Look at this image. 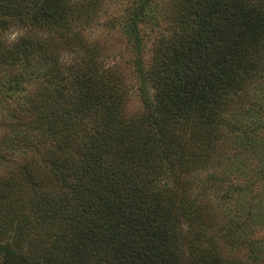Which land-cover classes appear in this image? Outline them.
<instances>
[{
    "label": "trees",
    "instance_id": "obj_1",
    "mask_svg": "<svg viewBox=\"0 0 264 264\" xmlns=\"http://www.w3.org/2000/svg\"><path fill=\"white\" fill-rule=\"evenodd\" d=\"M100 1L0 0V27L17 22L69 33L73 24L92 23ZM155 1L135 0L123 11L122 30L133 33L138 49L140 28L148 21L159 26ZM172 5L173 21L156 47L161 59L151 66L136 59L144 111L133 116L125 115L131 89L118 82L119 65L89 55L80 37L73 53L82 56L67 69L44 53L43 41L14 47L0 41V65L14 68L0 75V108L15 92L37 86L25 107L36 129L15 127L2 144L44 147L47 158V173L27 175L28 191L0 190V207L7 206L0 215V264H227L218 236H241L256 210L252 201L234 217L227 212L229 191L250 192L264 172L252 169L243 186L233 187L230 174L243 172L242 161L227 165L214 161V153L225 128L240 149L264 156L260 123L229 119L242 83L263 77L264 0ZM39 58L45 72L33 66ZM214 163L223 171L207 169ZM206 169L207 181H198ZM51 184L59 189L48 191ZM209 190L216 198L206 196Z\"/></svg>",
    "mask_w": 264,
    "mask_h": 264
},
{
    "label": "rangeland",
    "instance_id": "obj_2",
    "mask_svg": "<svg viewBox=\"0 0 264 264\" xmlns=\"http://www.w3.org/2000/svg\"><path fill=\"white\" fill-rule=\"evenodd\" d=\"M29 1L31 2L32 0H25V2ZM134 1L101 0L97 6L98 9L95 11L92 23L87 27H83L82 24H73L69 29V33L64 32V30L53 31L45 27L24 26L17 24V22L7 23L5 25L7 28H3V25L0 27V41L7 42V45H13V47L20 40L43 41L45 43L44 53L49 52L52 53V56L59 57L61 67L67 69L68 64H74L76 62L74 59L82 56L79 53H73L78 51L75 41L77 36L80 37L81 40L83 39L87 42L89 55L98 56V60L102 58L106 62V66L119 65L118 71H120L121 79L118 82L121 86L131 89V94L128 93L127 95V97L130 95V97L125 109V115L141 114L144 111V105L137 94L136 82H139V77L136 75V59L142 56L145 66L155 64L158 55V58L161 59L162 52L160 51V54L156 52V47L159 43L160 35L163 34V31L167 32V29L165 30L166 26H169L173 21V0L155 1L156 4L154 5L159 15V26H155L148 21L140 28L142 43L140 49L137 48L133 35V39H131L130 34L133 33L130 32L129 28V32L122 30L126 17V15H123V11L128 8L132 9ZM12 32L19 33L15 41L9 38ZM259 60L263 77L256 80V82L242 83L237 95L233 97L234 100L229 103L234 113H230L232 115L229 114V119L230 121H239L238 125L250 127H253L258 121L261 125L259 136L264 139V50L260 53ZM33 66L42 67L40 58L35 60ZM8 67H11V65H0V75L8 70H14L13 67ZM43 72H45V69H43ZM36 89V85H30L26 90L15 92L6 103L8 108H0V190L3 189V192L10 185H15L23 188L24 191H28V174L34 175L38 169L47 173L45 170L47 169V161H43V159H47L44 147L36 151L32 148L23 150L16 144L4 145L1 139L4 134L14 137L16 134L13 132V128L15 127L22 129L25 133L36 129L30 126L29 114L25 109L29 103L27 99L35 97ZM229 126L231 127L232 124H229ZM236 131L239 132V130ZM222 133L215 146L214 161L226 160L227 165L232 162L235 165H240L241 161L243 163L242 173L230 174L229 183L233 187L243 186L245 182L244 174L249 173L252 169H256L254 173L257 172V174L264 172L263 151L253 154L254 152H250L247 148L240 149L235 141L233 130L224 128ZM19 139L23 140V136L19 135ZM24 140L29 139L25 138ZM237 152L243 154L249 152V154L248 156L236 155ZM232 157L233 159L230 160ZM210 168H212L211 172H213L216 170L223 171L224 167L221 164L217 165V163H214V165L207 166V169ZM207 169L202 172L199 171L201 173L196 175L195 178L198 181L206 182L207 173H209ZM45 173L43 175H46ZM197 184L198 182L196 181L194 185L196 186ZM58 189L57 185L51 184V189L48 191H57ZM198 190L199 188H196V191ZM243 194L233 189L229 191L230 202L226 204L227 212L235 217L236 213H238L236 211L237 208L242 212L241 206H248L253 201V204L256 205L255 216H251V223L246 225L241 236L238 237L237 234L232 240V237L228 238V235L218 236L217 244L227 264H264V176H260L254 182L250 192L247 190ZM215 195L216 193L211 192V190L206 194L209 198H216ZM261 197L262 199H259ZM241 198L243 202L240 205ZM218 201L219 199L216 203ZM221 205L224 207L225 203L222 202ZM5 208L7 206L2 208L0 215L5 213Z\"/></svg>",
    "mask_w": 264,
    "mask_h": 264
},
{
    "label": "clouds",
    "instance_id": "obj_3",
    "mask_svg": "<svg viewBox=\"0 0 264 264\" xmlns=\"http://www.w3.org/2000/svg\"><path fill=\"white\" fill-rule=\"evenodd\" d=\"M18 35H19V33L12 32V34H11V36L9 38H10V40L15 41Z\"/></svg>",
    "mask_w": 264,
    "mask_h": 264
}]
</instances>
